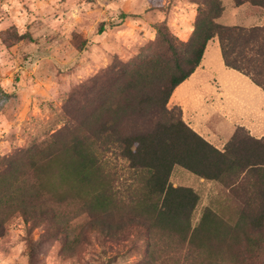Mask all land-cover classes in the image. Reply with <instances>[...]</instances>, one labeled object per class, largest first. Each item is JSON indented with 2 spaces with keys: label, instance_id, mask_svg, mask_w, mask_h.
I'll return each mask as SVG.
<instances>
[{
  "label": "rangeland",
  "instance_id": "rangeland-1",
  "mask_svg": "<svg viewBox=\"0 0 264 264\" xmlns=\"http://www.w3.org/2000/svg\"><path fill=\"white\" fill-rule=\"evenodd\" d=\"M206 4L207 0H0L2 168L16 152L40 145L64 126L82 122L84 132L86 97L68 101L79 85L119 63L135 71L125 80L154 60L166 64L171 59L167 39L186 58L198 10L208 12ZM221 5L224 19L216 21L231 23L237 14L234 0H221ZM249 10L264 12L259 7ZM69 111L77 120L67 116ZM108 116L104 114L105 120ZM131 126L120 122L121 129ZM45 156L38 150L31 162L40 170L47 168L45 182L56 201L33 197L36 173L27 160L0 173V264H264V231L244 229L253 234V241L247 242L240 229L248 223L240 219L241 212L253 214L258 207L247 183L229 188L175 166L170 182L193 189L199 197L190 233L183 238L150 227L151 220L141 218L139 193L127 189L132 175L123 161L117 160L122 167L118 180L104 177L111 186L117 184L112 189L114 209L95 212L91 196L78 199L84 187L66 173L68 160L62 156L50 167L42 166ZM42 205L53 212L47 211L44 219L41 212L28 214L24 222L21 208ZM206 210L212 215L190 240Z\"/></svg>",
  "mask_w": 264,
  "mask_h": 264
},
{
  "label": "trees",
  "instance_id": "trees-1",
  "mask_svg": "<svg viewBox=\"0 0 264 264\" xmlns=\"http://www.w3.org/2000/svg\"><path fill=\"white\" fill-rule=\"evenodd\" d=\"M234 2L236 6L249 3L264 9V0ZM206 7L208 12L198 10L186 58L183 59L173 41L167 39L171 59L166 64L162 59L154 60L149 67L137 71L136 77L125 80L127 74L135 71L119 63L79 85L68 101L78 96L86 97L82 106L88 108L82 111L88 121L84 132H80L82 122L73 128L64 126L40 145L31 144L16 152L4 163V168L0 165V173L27 160L29 169L36 173L33 197L46 196L54 200L55 195L45 182L47 168L40 170L39 165L31 161L38 150L46 154L47 161L42 166L50 167L55 159L63 156L68 160L66 173L71 181L84 187L78 199L91 196V210L110 212L115 205L112 189L116 190L117 184L111 186L104 177L118 180L122 167L117 160L123 161L132 175L127 189L139 193L137 206L141 218L151 220L150 227L183 238L190 233L199 197L193 189L170 182L175 166L205 180L225 182L229 188L247 183L252 189V198L258 200V207L253 214L241 212L240 219L248 223L240 229L247 242H252L253 234L244 229L264 231V137L255 138L243 127H238L219 150L185 123L179 106L168 107L174 89L196 70L213 37L218 39L225 65L245 74L264 90V25H222L216 21L223 11L221 0H207ZM104 114L109 115L108 120ZM67 116L77 120L76 114L70 111ZM124 120L132 126L121 129L120 122ZM108 189L110 194L106 197ZM21 209L26 223L28 214L41 212L44 219L47 211L53 212L51 207L44 205ZM211 215V210L203 213L198 227L189 235L190 240L203 230Z\"/></svg>",
  "mask_w": 264,
  "mask_h": 264
},
{
  "label": "crops",
  "instance_id": "crops-1",
  "mask_svg": "<svg viewBox=\"0 0 264 264\" xmlns=\"http://www.w3.org/2000/svg\"><path fill=\"white\" fill-rule=\"evenodd\" d=\"M235 8L231 23L220 24L264 25V12L249 10L257 7L243 3ZM168 104L179 106L185 123L219 150L238 127L264 137V90L225 65L217 37L209 40L199 66L174 89Z\"/></svg>",
  "mask_w": 264,
  "mask_h": 264
}]
</instances>
